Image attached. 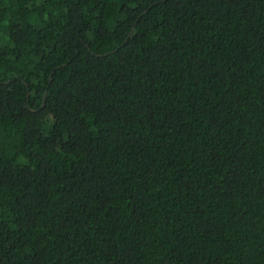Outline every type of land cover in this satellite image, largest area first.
I'll use <instances>...</instances> for the list:
<instances>
[{
  "label": "trees",
  "instance_id": "1",
  "mask_svg": "<svg viewBox=\"0 0 264 264\" xmlns=\"http://www.w3.org/2000/svg\"><path fill=\"white\" fill-rule=\"evenodd\" d=\"M0 264H264V0H0Z\"/></svg>",
  "mask_w": 264,
  "mask_h": 264
}]
</instances>
